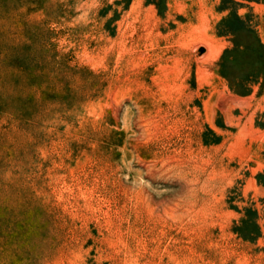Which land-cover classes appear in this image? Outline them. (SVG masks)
Returning a JSON list of instances; mask_svg holds the SVG:
<instances>
[{"label":"rangeland","instance_id":"rangeland-1","mask_svg":"<svg viewBox=\"0 0 264 264\" xmlns=\"http://www.w3.org/2000/svg\"><path fill=\"white\" fill-rule=\"evenodd\" d=\"M0 264H264V0H0Z\"/></svg>","mask_w":264,"mask_h":264}]
</instances>
